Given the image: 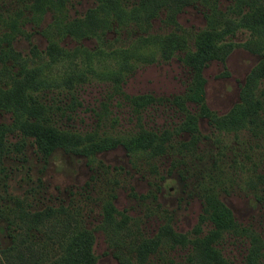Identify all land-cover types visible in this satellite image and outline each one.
<instances>
[{
  "label": "rangeland",
  "instance_id": "374dc122",
  "mask_svg": "<svg viewBox=\"0 0 264 264\" xmlns=\"http://www.w3.org/2000/svg\"><path fill=\"white\" fill-rule=\"evenodd\" d=\"M96 1L67 0L32 21L22 0H3L6 22H0L16 20L17 26L0 28V43L28 67L45 61L49 39L66 49L109 53L141 36L174 33L181 47L169 58L158 52L147 62L131 58L119 83L99 73L118 65L114 54L102 53L93 56L96 71L86 80L28 90L24 126L43 106L42 126L74 135L79 148L111 136L132 140L129 147L119 143L87 156L56 148L44 158L35 137L12 127V113L0 109V123L10 125L0 131V264L11 259L2 251L12 244L9 231L23 232L16 223L7 228L4 217L17 215L16 198L30 211L55 210L63 219L60 240L91 230L95 264H209L195 240H207L215 229L205 210L211 192L230 207L233 222L245 226L212 233L209 244L223 258L218 264H264V0H191L177 8L179 0L175 20L162 8L148 22L129 15L105 33L81 38L51 24L84 14ZM136 1L122 3L130 9ZM18 69L13 57L0 59V85ZM114 83L122 91H114ZM142 93L155 100L134 110L128 95ZM172 232L179 233L174 242ZM256 232L263 239L258 251ZM84 237L85 252L90 242ZM32 238L37 250L45 243V257L60 251L39 230Z\"/></svg>",
  "mask_w": 264,
  "mask_h": 264
},
{
  "label": "trees",
  "instance_id": "16d2710c",
  "mask_svg": "<svg viewBox=\"0 0 264 264\" xmlns=\"http://www.w3.org/2000/svg\"><path fill=\"white\" fill-rule=\"evenodd\" d=\"M3 0H0V20L6 22L3 18L2 12L5 10L2 4ZM67 0H22L25 10L31 13L30 19L32 21L36 18V14L41 15L48 7L65 6ZM123 0H97L96 3L89 7L84 14L76 16L70 19L54 18L51 24H55L62 29V35H72L77 38L83 36H90L98 33H105V31L112 27V23L116 22L121 24L126 16L135 18V21L144 19L146 22L158 14V11L162 8L166 10V14L171 19L175 20V6L179 0H138L130 9H125ZM25 2V3H24ZM191 2V0L179 1L178 7L181 8L183 5ZM23 12V13H24ZM127 14V15H126ZM8 27L10 29L17 26V21L13 20L9 24H2L0 22V28ZM179 41L176 39L174 33H167L165 35L160 34H149L139 37V39L130 46L121 47L111 50L109 53L101 51L99 48L93 51L79 48L66 49L56 42L54 39H49L46 48L44 49L46 55L45 61L34 65L32 67L25 66V64L16 57V55H7L6 49L0 43V59L5 61L11 56L15 60V65L19 67L16 73H12L11 81L6 84L0 85V109L10 111L14 117L12 127L19 125L21 129L26 130L27 133L32 134L35 137L37 146L43 151V156L46 158L56 148H62L63 150L73 154H83L85 156L89 153L101 151L110 147H113L119 143L126 145L132 144V140H125L121 137L111 136L107 140H102L96 143L95 147L89 150L79 148L78 140L72 134L63 130L56 129L54 127L42 126L43 121L41 120L43 108H39L37 111H32L28 118L25 119L29 122L27 126H24V122L21 119L23 113L26 111L25 106L27 103V95L29 89H39L42 86L65 84L71 85L75 81L86 80L90 71H96V68L91 65L93 56L96 54L105 53L106 55L114 54L118 59V65L116 69H100L99 73H108L111 77L117 78L118 83L123 79L126 69H130V59H143V61H150L154 59V53L158 52L163 58H169L172 53L180 48ZM37 46L32 43L31 51L37 54ZM81 53L82 57H81ZM70 64V65H69ZM73 64V65H71ZM258 65V63L256 64ZM260 65V64H259ZM61 66V67H60ZM65 66V67H63ZM264 67V65H260ZM116 79V80H117ZM113 86L114 91H122L120 84ZM202 85V84H201ZM245 89V87H244ZM128 95V94H126ZM130 99V105L134 107H143L148 103L155 100V96L151 93L145 94H132L128 95ZM204 97L200 98L203 101ZM36 106L35 108H38ZM133 108V109H134ZM134 109V110H135ZM136 109V110H138ZM208 114V113H207ZM193 122L196 123V117H192ZM189 122V121H188ZM188 122L184 121L183 128H187ZM10 125L7 123H0V131H6ZM167 129L162 130L161 132ZM264 136V133H261ZM164 136V132L161 133ZM163 139V138H162ZM1 149V146H0ZM1 152V150H0ZM216 193L211 192L207 195L206 204H209L205 209L208 211L209 217L212 219L215 229L210 232L207 240L197 238L195 243L199 248L207 254L206 259L209 260V264H218V259H223L218 251L213 248L209 241L213 238L212 233H217L218 230L237 227L241 230L245 229L244 225H238L233 222L232 211L230 207L222 199H220ZM257 199H262V196L256 195ZM210 199V200H209ZM19 199L16 198L15 202L18 203L19 209L17 215L15 213L13 218H9L8 215H4L7 228L10 225L16 223V227L21 228L23 232L17 230L16 233L9 231L8 236L11 238L12 244L8 249H2L4 253H9L7 256L9 264H95L96 256L90 252L91 239L93 234L91 230H83L79 233H71L70 235H63L65 238L60 240L57 234V226L63 221L55 215V210L51 208L48 212L46 209L30 211L27 208H22L19 204ZM60 209L58 212L60 213ZM64 213V211H62ZM110 214L105 215V220H110ZM17 219V220H16ZM41 225L42 227H40ZM39 230L47 239L52 240L57 244V248H60L58 253L44 254L46 250L44 244H40L37 250L34 239L32 238V231ZM172 241L174 242L179 235L172 232ZM84 241L88 238L90 244H84V251L79 246L80 237ZM87 237V238H86ZM254 246L258 249L262 246L263 239L260 233L256 232L252 235ZM36 241V240H35ZM34 243V244H33ZM10 249V250H9ZM254 250V249H253ZM15 253V254H14ZM35 253H39L35 256ZM15 258L17 260L15 261ZM230 264V263H229Z\"/></svg>",
  "mask_w": 264,
  "mask_h": 264
}]
</instances>
